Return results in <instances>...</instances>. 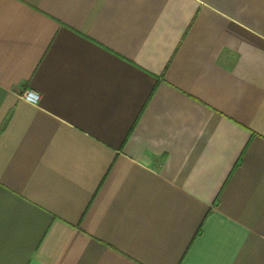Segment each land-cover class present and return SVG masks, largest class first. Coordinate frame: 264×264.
I'll use <instances>...</instances> for the list:
<instances>
[{
	"label": "crops",
	"instance_id": "crops-1",
	"mask_svg": "<svg viewBox=\"0 0 264 264\" xmlns=\"http://www.w3.org/2000/svg\"><path fill=\"white\" fill-rule=\"evenodd\" d=\"M0 264H264V0H0Z\"/></svg>",
	"mask_w": 264,
	"mask_h": 264
},
{
	"label": "built area",
	"instance_id": "built-area-1",
	"mask_svg": "<svg viewBox=\"0 0 264 264\" xmlns=\"http://www.w3.org/2000/svg\"><path fill=\"white\" fill-rule=\"evenodd\" d=\"M20 96L27 102L31 104H36L39 100V93L31 88L24 89Z\"/></svg>",
	"mask_w": 264,
	"mask_h": 264
}]
</instances>
